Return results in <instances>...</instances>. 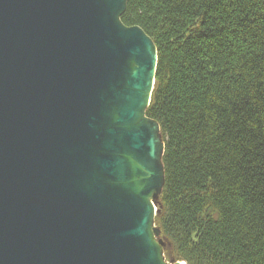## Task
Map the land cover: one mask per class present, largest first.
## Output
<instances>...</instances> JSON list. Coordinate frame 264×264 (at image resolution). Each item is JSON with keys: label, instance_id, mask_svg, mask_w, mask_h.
Returning a JSON list of instances; mask_svg holds the SVG:
<instances>
[{"label": "water", "instance_id": "obj_1", "mask_svg": "<svg viewBox=\"0 0 264 264\" xmlns=\"http://www.w3.org/2000/svg\"><path fill=\"white\" fill-rule=\"evenodd\" d=\"M127 0H0V264L167 263L157 49Z\"/></svg>", "mask_w": 264, "mask_h": 264}, {"label": "trees", "instance_id": "obj_2", "mask_svg": "<svg viewBox=\"0 0 264 264\" xmlns=\"http://www.w3.org/2000/svg\"><path fill=\"white\" fill-rule=\"evenodd\" d=\"M157 49L154 223L172 262L264 264V0H127Z\"/></svg>", "mask_w": 264, "mask_h": 264}, {"label": "rangeland", "instance_id": "obj_3", "mask_svg": "<svg viewBox=\"0 0 264 264\" xmlns=\"http://www.w3.org/2000/svg\"><path fill=\"white\" fill-rule=\"evenodd\" d=\"M154 205H155V207H156V210H157V204H156V201L154 202ZM156 214V213H155ZM154 225H155V223H154ZM156 226V225H155ZM165 247L163 248V250H162V253H163V258H164V260L167 262V263H173L170 259H169V257H168V255H167V253L165 252Z\"/></svg>", "mask_w": 264, "mask_h": 264}]
</instances>
